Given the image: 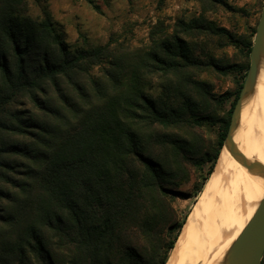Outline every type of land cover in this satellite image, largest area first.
<instances>
[{"label": "trees", "instance_id": "1", "mask_svg": "<svg viewBox=\"0 0 264 264\" xmlns=\"http://www.w3.org/2000/svg\"><path fill=\"white\" fill-rule=\"evenodd\" d=\"M44 14L0 0V264H167L186 220L181 187L193 171L203 191L243 88L218 95L200 77L249 70L198 40L248 57L256 31L237 40L202 16L172 34L157 24L146 46L72 49Z\"/></svg>", "mask_w": 264, "mask_h": 264}, {"label": "rangeland", "instance_id": "2", "mask_svg": "<svg viewBox=\"0 0 264 264\" xmlns=\"http://www.w3.org/2000/svg\"><path fill=\"white\" fill-rule=\"evenodd\" d=\"M27 1L29 15L34 19L43 20L44 12H48L59 33L72 49L104 46L111 40L125 41L134 47L146 46L150 44L151 29L157 24H162L166 33L172 34L178 20L189 22L202 16L218 27L228 30L237 40H241L253 36L257 30L264 4V0H221V3L208 0H167L164 6L160 7L159 0H67L64 4L59 0L51 3L50 0ZM198 41L202 51L211 52L220 64H249L250 68L251 54L247 57L239 48L242 47L240 44L237 47L228 45L225 40L219 38H214L212 42ZM201 49L197 54H202ZM247 74L244 79L241 75L223 76L209 71L203 73L200 79L211 83L218 95L233 94L241 83L244 85ZM148 90L152 95L160 92L156 85ZM226 107L229 110L230 104ZM204 135V152L213 151L217 145V133L210 130ZM197 182L196 174L191 171L190 182L181 187V190L188 193L189 198L177 199L174 204L179 211V220L186 217L185 224L205 189L204 187L203 191L195 196L193 188Z\"/></svg>", "mask_w": 264, "mask_h": 264}, {"label": "bare ground", "instance_id": "3", "mask_svg": "<svg viewBox=\"0 0 264 264\" xmlns=\"http://www.w3.org/2000/svg\"><path fill=\"white\" fill-rule=\"evenodd\" d=\"M257 64L232 140L243 157L264 169V51ZM263 198L264 173L250 172L224 147L167 264H229L233 246Z\"/></svg>", "mask_w": 264, "mask_h": 264}, {"label": "water", "instance_id": "4", "mask_svg": "<svg viewBox=\"0 0 264 264\" xmlns=\"http://www.w3.org/2000/svg\"><path fill=\"white\" fill-rule=\"evenodd\" d=\"M264 51V4L257 26L253 47L251 50V63L246 81L241 90L237 104L233 110L231 124L224 147H227L233 157L250 172L258 175L264 173L258 165L251 163L239 152L238 146L233 142L235 125L240 117L241 107L250 83L255 82L258 71L257 60ZM223 147V148H224ZM264 259V198L259 202L252 220L242 232L233 246L229 264H261Z\"/></svg>", "mask_w": 264, "mask_h": 264}, {"label": "crops", "instance_id": "5", "mask_svg": "<svg viewBox=\"0 0 264 264\" xmlns=\"http://www.w3.org/2000/svg\"><path fill=\"white\" fill-rule=\"evenodd\" d=\"M53 1H54V0H50V3L53 2ZM59 1H60L61 4H64L65 1H67V0H59Z\"/></svg>", "mask_w": 264, "mask_h": 264}]
</instances>
